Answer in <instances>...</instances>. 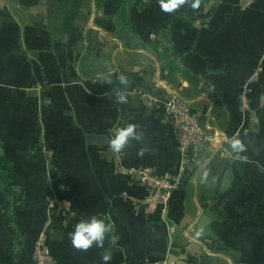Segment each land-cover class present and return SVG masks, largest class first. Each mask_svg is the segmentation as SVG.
<instances>
[{"label":"crops","instance_id":"0c3cea01","mask_svg":"<svg viewBox=\"0 0 264 264\" xmlns=\"http://www.w3.org/2000/svg\"><path fill=\"white\" fill-rule=\"evenodd\" d=\"M121 1L85 0L60 35L56 0H0V154L15 174L22 235L16 242L0 191V264H33L42 234L54 264H102L105 249L109 264H264V0H184L172 11L161 7L170 0H143L130 10L131 32L110 17ZM258 69L242 112L239 92ZM172 96L225 139L207 145L167 204L147 205L145 187L122 169L177 170L159 108ZM130 124L142 140L112 152L108 140ZM233 138L243 152L231 151ZM91 216L114 224L117 244L72 246L74 225Z\"/></svg>","mask_w":264,"mask_h":264},{"label":"built area","instance_id":"2783aa9c","mask_svg":"<svg viewBox=\"0 0 264 264\" xmlns=\"http://www.w3.org/2000/svg\"><path fill=\"white\" fill-rule=\"evenodd\" d=\"M256 0H243V7L247 8ZM260 69L256 70L240 91L238 97L239 109L242 112L249 110V84L256 79ZM162 115L170 122L175 135L180 162L174 173L155 175L146 168H129L122 171L135 178L147 191L144 201L147 205L167 204L171 194L179 189L184 182L188 171L197 168L202 162V151L209 146H219L225 136L222 132L211 130L202 124L188 103L178 96L169 97L160 102ZM69 217L74 213L65 209ZM33 264H54L50 253L46 235L42 234L35 243L33 251Z\"/></svg>","mask_w":264,"mask_h":264},{"label":"clouds","instance_id":"9594fccd","mask_svg":"<svg viewBox=\"0 0 264 264\" xmlns=\"http://www.w3.org/2000/svg\"><path fill=\"white\" fill-rule=\"evenodd\" d=\"M184 3V0H170L169 3H162L161 7L164 11H172L179 4ZM193 8L198 7V3L192 4ZM119 84L127 86L128 79L121 74L118 78ZM102 81L111 85L113 81L110 77H103ZM117 103H125L126 97L123 94L118 93L116 95ZM142 134L137 130V126L130 124L127 127L117 129L115 135L108 140V146L114 153H121L126 146L132 141H141ZM231 151L233 153H240L244 151V145L239 139L233 138L228 141ZM143 154V150L139 153ZM205 175H207L205 173ZM106 238L115 245L119 240V236L115 234V226L112 222H106L105 219H100L97 216H91L87 218H81L78 223L73 227L71 233H69V239L72 246L81 251H87L88 249L95 247L97 249H104V243ZM112 260L111 251L105 249L101 255L102 264H109Z\"/></svg>","mask_w":264,"mask_h":264},{"label":"trees","instance_id":"16d2710c","mask_svg":"<svg viewBox=\"0 0 264 264\" xmlns=\"http://www.w3.org/2000/svg\"><path fill=\"white\" fill-rule=\"evenodd\" d=\"M85 0H56V16L57 21H60L58 29L55 32L60 35H66L70 32L74 20L78 17L79 12ZM146 3L143 0H122L118 8L110 14V17H114L118 22V26L122 27L123 31H133L132 21L130 18L131 8L141 9L145 7ZM172 20V19H171ZM170 27L169 21L165 22L164 26L158 30L160 32L167 31ZM127 77L129 83V75L124 74ZM128 85V84H127ZM125 88L126 86L120 85ZM240 94V92H239ZM251 92L249 93L250 97ZM120 105V104H119ZM122 114H126V109L129 108V100L126 98V102L121 104ZM128 110V109H127ZM201 121V119H199ZM2 140L0 139V145ZM173 170L171 173H174ZM58 176L66 183L63 173L58 172ZM14 171L10 162L0 154V191L4 198L8 201L9 206L6 210V219L10 231L13 233L16 242L22 239V235L19 233V229L16 223L15 210L18 203V195L11 189L9 183L14 178ZM72 212V211H71ZM74 213V212H73ZM75 215V214H74ZM48 243V240H47ZM17 264V263H14Z\"/></svg>","mask_w":264,"mask_h":264},{"label":"water","instance_id":"95a60500","mask_svg":"<svg viewBox=\"0 0 264 264\" xmlns=\"http://www.w3.org/2000/svg\"><path fill=\"white\" fill-rule=\"evenodd\" d=\"M96 141H97V143H103V142H105V139H104V137H98L96 139Z\"/></svg>","mask_w":264,"mask_h":264}]
</instances>
